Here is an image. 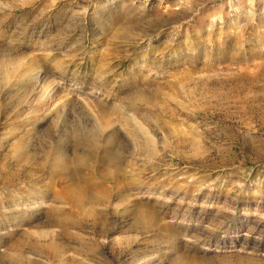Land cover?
<instances>
[{"label": "rangeland", "instance_id": "1", "mask_svg": "<svg viewBox=\"0 0 264 264\" xmlns=\"http://www.w3.org/2000/svg\"><path fill=\"white\" fill-rule=\"evenodd\" d=\"M0 264H264V0H0Z\"/></svg>", "mask_w": 264, "mask_h": 264}, {"label": "bare ground", "instance_id": "2", "mask_svg": "<svg viewBox=\"0 0 264 264\" xmlns=\"http://www.w3.org/2000/svg\"><path fill=\"white\" fill-rule=\"evenodd\" d=\"M34 76H35V75H34ZM55 161H56V160H55ZM57 161H58V160H57ZM57 161H56V162H57Z\"/></svg>", "mask_w": 264, "mask_h": 264}]
</instances>
